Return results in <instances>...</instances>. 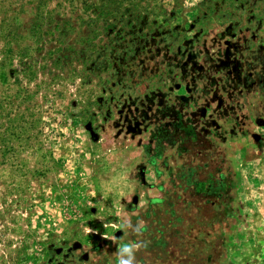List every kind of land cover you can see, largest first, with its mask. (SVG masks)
<instances>
[{
  "label": "rangeland",
  "instance_id": "rangeland-1",
  "mask_svg": "<svg viewBox=\"0 0 264 264\" xmlns=\"http://www.w3.org/2000/svg\"><path fill=\"white\" fill-rule=\"evenodd\" d=\"M136 239L264 264V0H0V264Z\"/></svg>",
  "mask_w": 264,
  "mask_h": 264
},
{
  "label": "clouds",
  "instance_id": "clouds-1",
  "mask_svg": "<svg viewBox=\"0 0 264 264\" xmlns=\"http://www.w3.org/2000/svg\"><path fill=\"white\" fill-rule=\"evenodd\" d=\"M129 229L134 236L139 237L145 231L146 224L144 220L138 219L135 224L127 222L126 224L122 225V230ZM146 246V243L139 239L119 243L116 246V251L114 253L116 256V264H136V253L142 247Z\"/></svg>",
  "mask_w": 264,
  "mask_h": 264
}]
</instances>
